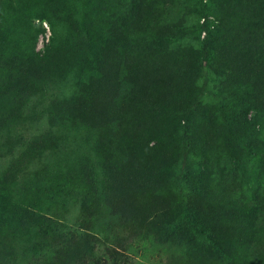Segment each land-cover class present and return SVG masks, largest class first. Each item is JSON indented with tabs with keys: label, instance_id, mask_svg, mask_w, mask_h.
Listing matches in <instances>:
<instances>
[{
	"label": "trees",
	"instance_id": "obj_1",
	"mask_svg": "<svg viewBox=\"0 0 264 264\" xmlns=\"http://www.w3.org/2000/svg\"><path fill=\"white\" fill-rule=\"evenodd\" d=\"M0 155V264H264V0H0Z\"/></svg>",
	"mask_w": 264,
	"mask_h": 264
},
{
	"label": "rangeland",
	"instance_id": "obj_2",
	"mask_svg": "<svg viewBox=\"0 0 264 264\" xmlns=\"http://www.w3.org/2000/svg\"><path fill=\"white\" fill-rule=\"evenodd\" d=\"M211 19V18H210ZM33 23L43 28V33L38 35L36 39V49L41 50L47 42L49 30L45 21L33 20ZM203 33L200 34L202 37ZM35 129L27 128L23 132V137L28 138L30 133ZM9 162V156L0 155V167ZM34 164H31L32 167ZM103 249L100 248L97 252L99 263L98 264H164V256L159 250L154 249L150 244H143L140 242H133L127 249L121 251V254H115L113 258L103 255Z\"/></svg>",
	"mask_w": 264,
	"mask_h": 264
}]
</instances>
